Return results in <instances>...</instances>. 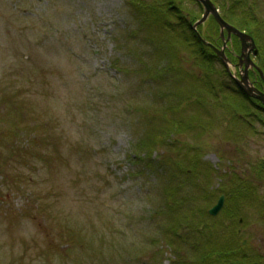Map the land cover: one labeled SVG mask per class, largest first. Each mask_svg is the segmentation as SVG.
I'll list each match as a JSON object with an SVG mask.
<instances>
[{
    "label": "rangeland",
    "instance_id": "obj_1",
    "mask_svg": "<svg viewBox=\"0 0 264 264\" xmlns=\"http://www.w3.org/2000/svg\"><path fill=\"white\" fill-rule=\"evenodd\" d=\"M214 1L236 26L262 20L264 47V0ZM134 12L129 0H0V264H207L222 242L242 245L243 264L264 256V223L230 227L244 200L207 211L240 178L264 198L263 172L246 166L264 156V124L192 115L207 96L189 95L185 69L148 75L172 32L138 28ZM170 117L180 130L156 144Z\"/></svg>",
    "mask_w": 264,
    "mask_h": 264
},
{
    "label": "trees",
    "instance_id": "obj_2",
    "mask_svg": "<svg viewBox=\"0 0 264 264\" xmlns=\"http://www.w3.org/2000/svg\"><path fill=\"white\" fill-rule=\"evenodd\" d=\"M129 3L132 5L134 13L140 16L138 28L141 27L145 30L146 27H149L152 30L157 27L156 31L160 30L165 35L167 30L172 32V35H168L167 39H161L160 35L157 36L158 39L156 41L154 39L156 47L162 49L158 56H164L166 61L161 66H151L148 75L159 79L164 78L168 73L170 75L173 70L185 69V72L191 76L189 95L199 92L200 95L207 96L206 100L198 103L197 110L192 105L194 108L191 112L192 115L197 114L200 107L207 116L212 118L215 116L217 121H220L224 116L229 117L231 115L237 121L243 120L246 130L250 133L257 129V123L264 124V116L258 113V111H263L264 113V105L239 86L236 79L240 75L238 68L235 77L232 75V71L227 69L214 49L215 46L220 47L223 43L220 26L216 19L212 15H208L204 21L193 26L203 13V5L199 0H129ZM224 13L220 11L224 19L227 16L233 19L230 15ZM242 18L244 19L246 16H242ZM243 19L237 20L241 24L238 27L251 33L256 42L254 53L256 60H254L257 66L250 68L248 75L253 84L264 89V77L260 73L261 70L264 76V47L259 40V27L262 20L253 17L254 21H249L250 25H245L242 23ZM151 21L156 24L151 26ZM224 34L226 35L227 32L225 31ZM159 42H165L167 45L164 47ZM240 49L241 41L237 35L232 33L227 41L225 54L227 59L233 64H237L239 60L237 54ZM147 72L146 70V74ZM197 96L199 95H196L194 99ZM231 101L234 102L233 105H231ZM183 106L184 103L181 102V108ZM177 109H180L179 105H177ZM222 110L224 111L223 114ZM254 110H256V113H254ZM211 114H214V116ZM251 115H256L254 117L255 120L251 118ZM168 119L170 124H166L164 121L163 125L166 124V126H160L153 132L160 130V134H163L160 140L154 139L156 144H162L165 140L171 139V135H174L173 133L181 128L173 125L174 119L172 117ZM183 125L186 126V123L184 122ZM189 128L196 129L197 127ZM152 130L153 128L150 129L149 127L146 131V136L139 138L138 146L143 152H145L146 146L144 147L145 143H142L141 139L147 140ZM200 132V130L194 131L196 140L200 139ZM239 132L243 131L240 130ZM166 135H169L168 139ZM149 152H153V150H149ZM243 152L246 151L240 152L242 156L245 154ZM254 159L249 160L246 166L250 169H255L257 174L262 172L264 174V156L259 157L257 163L252 161ZM196 162L197 158H193L192 166L194 168L196 167ZM260 185L261 183L259 182L255 185L254 183L242 181L241 178L235 184L226 183L219 185L220 192L217 193V196L221 192L225 195L221 210H224L225 207H232L231 202L234 199L235 201L238 199L239 202L244 200L243 203L247 205V207H242L235 212L233 216L236 215L240 219H235V222L230 226L231 228L240 229L242 224H247L250 221L253 223H264V198L258 195V186ZM228 217L231 219V214H228ZM229 245V243L222 242L217 245L218 248H211L212 252H209L208 255L206 253L204 256L207 264H243L246 258L250 262L247 253L241 250V244L234 245V247H229ZM228 252L233 254L231 258ZM237 257L238 262H232V259L235 260ZM259 257L260 259L254 262L263 264V254L259 253ZM199 261H203V259L201 260L200 258Z\"/></svg>",
    "mask_w": 264,
    "mask_h": 264
},
{
    "label": "water",
    "instance_id": "obj_3",
    "mask_svg": "<svg viewBox=\"0 0 264 264\" xmlns=\"http://www.w3.org/2000/svg\"><path fill=\"white\" fill-rule=\"evenodd\" d=\"M200 1L204 6V11H203L202 16L196 21V23L204 21L209 14H212L220 25L222 36H223V30L226 29L228 32V35H230L231 33H235L236 35L239 36L241 43H242V51L244 49H247L248 47H255V41H254L253 36L251 34L245 32V31H243V30H240L239 28H237L233 24L226 21L221 16L217 6L214 4V2L212 0H200ZM224 44H225V41L223 43V46H224ZM215 50L218 53V55L220 56L223 63L226 66H228V61H227V57L224 53V48L223 47L222 48H215ZM249 52L250 51H248L246 53L247 60L245 62L243 74L239 78L236 77V79H237V82L242 86V88L248 94L255 96V97H258L264 102V92H261L257 87L253 86L250 83L249 78H248V65L250 63L254 64V61L250 58ZM223 202H224V194H221V195H219L217 201L208 209L209 213L216 214L220 210V208L222 207Z\"/></svg>",
    "mask_w": 264,
    "mask_h": 264
},
{
    "label": "flooded vegetation",
    "instance_id": "obj_4",
    "mask_svg": "<svg viewBox=\"0 0 264 264\" xmlns=\"http://www.w3.org/2000/svg\"><path fill=\"white\" fill-rule=\"evenodd\" d=\"M240 51H241V49H240ZM240 51H239V52H240ZM238 54H240V53H238ZM238 54H237V56H238ZM243 58H244V56H243V57H241V60H243ZM238 68H239V69H242V68H244V64H243L241 67L239 66Z\"/></svg>",
    "mask_w": 264,
    "mask_h": 264
}]
</instances>
